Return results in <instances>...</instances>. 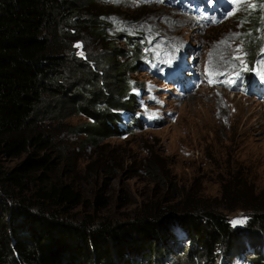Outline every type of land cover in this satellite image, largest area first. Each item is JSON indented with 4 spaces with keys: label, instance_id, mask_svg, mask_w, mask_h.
I'll list each match as a JSON object with an SVG mask.
<instances>
[{
    "label": "rangeland",
    "instance_id": "374dc122",
    "mask_svg": "<svg viewBox=\"0 0 264 264\" xmlns=\"http://www.w3.org/2000/svg\"><path fill=\"white\" fill-rule=\"evenodd\" d=\"M216 1L209 0V12L200 0L91 3L102 16L99 37L88 30L82 42H64L65 31L58 30L69 60L64 76L70 86L100 79L106 46L127 48L128 36L145 44L133 74L144 86L135 91L144 104L143 125L97 140L80 129L91 121L86 115L44 125L54 141L52 174L82 195L70 217L124 221L147 200L175 199L178 190L199 193L216 208H230L225 215L246 237L240 239L244 257L224 254V260L249 264L264 250V233L247 231L241 200L264 195V0H228L234 6L225 16L212 8ZM250 29L254 36L247 41ZM25 158L0 154V178ZM98 194L106 205L96 204Z\"/></svg>",
    "mask_w": 264,
    "mask_h": 264
},
{
    "label": "trees",
    "instance_id": "16d2710c",
    "mask_svg": "<svg viewBox=\"0 0 264 264\" xmlns=\"http://www.w3.org/2000/svg\"><path fill=\"white\" fill-rule=\"evenodd\" d=\"M97 1L0 0V154L26 155L0 178V264H229L224 254L244 257L240 239L246 237L225 215L230 208L186 190L165 202L147 200L124 221L70 217L82 195L52 174L57 162L48 152L54 141L46 119L66 125L86 115L91 121L80 129L94 140L143 125L144 104L135 91L144 86L133 74L142 66L145 44L128 36L127 48L106 46L100 79L85 77L83 85L70 86L64 76L69 60L58 30L65 31L64 42H82L88 30L99 37L102 16L90 8ZM223 186L227 196L230 182ZM255 194L241 199L247 203L242 211L247 231L264 233V195L251 198ZM106 203L98 194L96 204ZM263 252L249 264H264Z\"/></svg>",
    "mask_w": 264,
    "mask_h": 264
},
{
    "label": "bare ground",
    "instance_id": "6f19581e",
    "mask_svg": "<svg viewBox=\"0 0 264 264\" xmlns=\"http://www.w3.org/2000/svg\"><path fill=\"white\" fill-rule=\"evenodd\" d=\"M226 1H228V0H222L223 3L226 2ZM218 17H220V16H218ZM183 82H184V83L187 82V81H186V78H183Z\"/></svg>",
    "mask_w": 264,
    "mask_h": 264
},
{
    "label": "snow or ice",
    "instance_id": "6c2138e0",
    "mask_svg": "<svg viewBox=\"0 0 264 264\" xmlns=\"http://www.w3.org/2000/svg\"><path fill=\"white\" fill-rule=\"evenodd\" d=\"M159 2H162V0H159ZM229 15H231V13H229ZM77 47H80V45H77ZM262 51H264V49H262ZM80 55H83V53H80Z\"/></svg>",
    "mask_w": 264,
    "mask_h": 264
}]
</instances>
